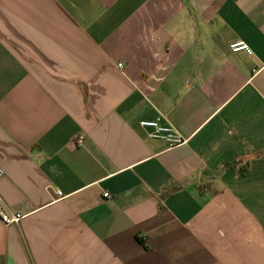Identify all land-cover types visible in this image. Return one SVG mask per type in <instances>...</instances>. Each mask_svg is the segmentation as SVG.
<instances>
[{
  "label": "crops",
  "instance_id": "obj_1",
  "mask_svg": "<svg viewBox=\"0 0 264 264\" xmlns=\"http://www.w3.org/2000/svg\"><path fill=\"white\" fill-rule=\"evenodd\" d=\"M0 166V264H264V0H0Z\"/></svg>",
  "mask_w": 264,
  "mask_h": 264
},
{
  "label": "built area",
  "instance_id": "obj_2",
  "mask_svg": "<svg viewBox=\"0 0 264 264\" xmlns=\"http://www.w3.org/2000/svg\"><path fill=\"white\" fill-rule=\"evenodd\" d=\"M230 49L232 52H246L249 55H252L253 52L249 48V46L243 42L238 41L230 45ZM119 67L122 68L123 64H119ZM162 118H157L153 121H142L140 122V126L144 129L151 130L149 132V137L152 139H158L165 141L169 144L170 147H178L184 143L182 137L177 133V131L171 125H162ZM74 143L77 146H81L84 143L83 137H77L74 140ZM4 176V171L0 166V179ZM58 195H61L59 192ZM104 197L110 198L109 194H104ZM22 216L19 214H12L11 212H7L5 206L3 205L0 199V220L5 225L17 224L20 222Z\"/></svg>",
  "mask_w": 264,
  "mask_h": 264
}]
</instances>
